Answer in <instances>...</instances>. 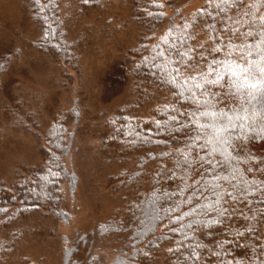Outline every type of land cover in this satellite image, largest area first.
Masks as SVG:
<instances>
[{"label":"trees","instance_id":"1","mask_svg":"<svg viewBox=\"0 0 264 264\" xmlns=\"http://www.w3.org/2000/svg\"><path fill=\"white\" fill-rule=\"evenodd\" d=\"M109 1L81 3L93 7ZM129 2L138 38L126 55L127 74L133 83H148L161 91L166 103L149 119L117 117L108 142L123 155L139 153L147 164L158 165L147 192L136 190L115 219L97 228L103 251L91 255L93 241L87 244L79 238L61 264H264V99L258 93L246 104L256 113L254 118L236 129L224 154L209 156L211 147H200L203 140L189 147L194 127L190 116L196 105L187 90L192 88L201 102L217 109L231 112L238 106L241 100L239 94L232 95L235 90L225 65L215 61L240 60L246 41L239 34L253 25L259 29L264 6L257 12L246 6L255 0H245L241 9L225 5L220 11L217 0H205L183 15L178 0ZM26 9L41 32V49L69 63L59 0H26ZM209 64L214 70L210 79L217 71L223 79L196 89L194 84L203 83L200 73L208 71ZM64 126L55 118L40 135V171H24L12 183L0 184V230L34 214L58 210L60 187L68 179L62 164L69 149ZM69 180L72 188L75 181ZM245 189L256 194L247 195Z\"/></svg>","mask_w":264,"mask_h":264},{"label":"rangeland","instance_id":"2","mask_svg":"<svg viewBox=\"0 0 264 264\" xmlns=\"http://www.w3.org/2000/svg\"><path fill=\"white\" fill-rule=\"evenodd\" d=\"M178 1L184 15L205 0ZM81 2L59 0L71 55L67 63L41 49V32L26 0H0V184L12 183L24 171H40L38 140L53 119H62L69 145L62 155L68 179L60 187L58 210L1 229L0 264H61L79 238L93 241L91 255L98 256L103 249L97 228L115 219L136 190L147 192L158 165L147 164L139 153L123 155L108 142L117 117L149 119L166 103L161 91L133 83L127 74L126 55L138 38L130 2L93 7ZM69 179L75 181L72 188Z\"/></svg>","mask_w":264,"mask_h":264},{"label":"snow or ice","instance_id":"3","mask_svg":"<svg viewBox=\"0 0 264 264\" xmlns=\"http://www.w3.org/2000/svg\"><path fill=\"white\" fill-rule=\"evenodd\" d=\"M225 5L241 9L245 6V0H217L216 7L220 11H224ZM246 6L255 8L258 12L259 7L264 6V0H255L253 4ZM244 15H247V13ZM252 15L255 16L256 13L253 12ZM259 19L258 30L253 25L247 32L239 34L246 41L242 45L244 51L241 53L240 60L215 61V63H223L225 65L226 71L231 77L230 88L235 90L232 95L239 94L241 100L238 106L231 112L225 111L223 108L217 109L201 102L197 98V93L192 91V88L187 89L196 105V110L190 116V125L194 127L190 133V139L193 143L189 147H194L203 140L204 143L200 147H211V151L207 153L209 156H212L215 152L224 154L236 129H243L245 122L252 120L256 115L254 111H249L246 104H251L257 98L258 93L264 99V15H261ZM248 38H253L254 43H248ZM213 71L212 65L209 64L208 71L200 73L203 83H195L194 87L196 89H204V84L219 83L223 77L217 71L215 72L216 78L210 79ZM193 79H195V76H193ZM261 116L264 117V113H261ZM208 163H212V161L209 160ZM217 187H220V185H217ZM245 193L247 195L256 194L255 192H248L247 189H245ZM227 195L231 196L233 200L236 199L231 192H228ZM196 259H199V256H196Z\"/></svg>","mask_w":264,"mask_h":264}]
</instances>
